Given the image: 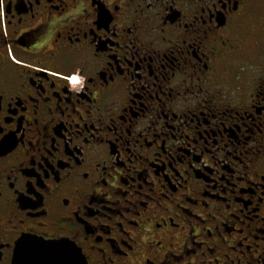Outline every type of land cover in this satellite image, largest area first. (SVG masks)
Wrapping results in <instances>:
<instances>
[{
  "label": "flooded vegetation",
  "instance_id": "flooded-vegetation-1",
  "mask_svg": "<svg viewBox=\"0 0 264 264\" xmlns=\"http://www.w3.org/2000/svg\"><path fill=\"white\" fill-rule=\"evenodd\" d=\"M0 145V264H264V0H0Z\"/></svg>",
  "mask_w": 264,
  "mask_h": 264
},
{
  "label": "water",
  "instance_id": "water-1",
  "mask_svg": "<svg viewBox=\"0 0 264 264\" xmlns=\"http://www.w3.org/2000/svg\"><path fill=\"white\" fill-rule=\"evenodd\" d=\"M51 251L47 252H34V251H26L24 252V256L22 257V260L24 259V264H51ZM74 252V251H73ZM72 252V264H85L83 262H79L80 258L78 256V252L73 253ZM19 252L15 256V263L17 264Z\"/></svg>",
  "mask_w": 264,
  "mask_h": 264
},
{
  "label": "snow or ice",
  "instance_id": "snow-or-ice-1",
  "mask_svg": "<svg viewBox=\"0 0 264 264\" xmlns=\"http://www.w3.org/2000/svg\"><path fill=\"white\" fill-rule=\"evenodd\" d=\"M2 150H3V145H0V151ZM20 246L24 251H34V252H45L51 250L54 247L64 252L65 254H69V255L71 254L72 251L70 246H64V245L53 246V245L45 244L43 240L33 241L28 238L21 240Z\"/></svg>",
  "mask_w": 264,
  "mask_h": 264
}]
</instances>
